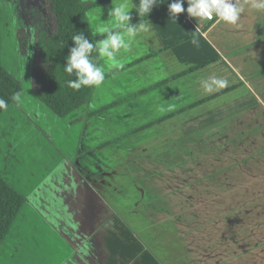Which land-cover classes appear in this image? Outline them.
<instances>
[{"label":"crops","instance_id":"crops-1","mask_svg":"<svg viewBox=\"0 0 264 264\" xmlns=\"http://www.w3.org/2000/svg\"><path fill=\"white\" fill-rule=\"evenodd\" d=\"M113 2L118 0H107L88 10L100 7V22L108 23ZM171 2L173 0H158V6H154L149 14L154 15L144 17V22L149 20L151 23L150 32L133 39L129 50H121L115 58L116 63L137 60L136 79L145 83L154 75L155 68L161 73L158 102L166 110L161 112V124L156 125H161L158 132L151 129L136 141L125 139L126 145L121 149H115L113 143L86 147L83 136L86 128L96 127L97 131L107 128L103 124L104 116L115 112L104 109L86 117V109L89 113L103 106L101 101H94L95 96L76 111L59 117L32 92L22 90L21 102L13 100L3 110L4 113L15 108L25 111L32 126L40 128L41 138L46 142L50 140L60 150L59 156L48 162L46 177L30 187L26 195L15 187L25 197L23 205L30 207L32 219L45 222L49 229L45 234L38 229L35 236L46 238L45 244L36 248L40 247L38 252L50 256L48 264H228L231 260L249 264L246 255H237L243 252L236 251L239 247L234 246L233 241L238 239L237 235L241 239L248 235L240 226L246 222L249 206L264 204V195L258 203L255 200L237 202L242 206L237 210L242 212L237 216L243 217L242 223L237 219L231 223L235 217L230 216L229 202L233 190H245L242 186L238 187L240 189L233 186L244 182L243 175L247 176V181L257 184L254 189L262 188L256 177L264 176V144L261 142L264 134L258 128L255 119L258 114L253 113L252 107L259 106L262 110L259 114L264 117V100L244 78L245 72L251 75L264 71V67L257 70L250 62L264 61V14L246 6L239 27L217 23L216 19L198 20L196 25L186 12L188 3L184 0L185 27L181 29L167 20L166 11ZM129 3L138 4L139 0H129ZM130 15L131 23H139L142 19L136 9H132ZM91 28L94 32V26ZM194 31L200 34L199 46L191 43ZM143 45H147V51H142ZM143 57L146 58L141 65L140 58ZM105 64L103 60L101 65ZM129 66L125 70L126 76L135 72L134 64ZM209 76L225 78L229 86L206 94L200 81ZM169 106H172L171 110H167ZM125 109L128 110L129 105ZM73 122L82 129L76 150L55 144L54 138L60 141L70 137L67 127ZM54 126L57 128L55 133ZM209 126L217 128L215 133H219L214 139L204 137L198 131ZM170 141L182 146L183 151L174 145L180 152L171 154V146L166 147ZM152 146L156 147L150 151ZM113 156L121 160L115 162ZM185 156L201 171H193V167H173L172 171L183 173L191 183L203 181L211 192L222 191L225 197L221 198L220 204L227 211L221 214L208 212V206L220 202L214 197L200 199L206 202L203 205L206 212L201 213L194 207L188 211L177 210L180 199L161 196V188L163 191L166 188V184L161 183L166 171L161 163L167 159L180 162ZM11 177L15 179L14 171H11ZM12 184L15 186V182ZM210 185L212 188H207ZM190 197L198 198V195ZM188 201L192 204V199ZM20 211L15 220L22 219ZM202 222L207 224L197 228ZM219 224L221 228L216 227ZM18 235L20 233H16V237ZM256 240L255 245L262 251L264 235ZM218 248L223 250L222 253L214 254ZM231 249L233 253H230ZM17 250L15 246H0V264ZM236 255L239 259L228 260ZM257 257L251 259L252 264L261 262Z\"/></svg>","mask_w":264,"mask_h":264},{"label":"rangeland","instance_id":"rangeland-1","mask_svg":"<svg viewBox=\"0 0 264 264\" xmlns=\"http://www.w3.org/2000/svg\"><path fill=\"white\" fill-rule=\"evenodd\" d=\"M166 12L167 20H169V12ZM41 20L51 23L52 15L50 12V0H1V62L3 66L21 82L22 87L24 88L23 90L26 91L25 93L28 91L31 93L33 76L36 73V69L43 68L38 52L34 47L36 28ZM193 21L196 25L199 23L198 19L193 18ZM171 22L174 21L171 20ZM174 23L181 29L185 27L184 16L182 13L178 15L177 20ZM137 38L138 37L135 39ZM142 51H147V45H143ZM145 58L146 57L140 58V62H142ZM103 60L105 59L100 58L99 65L102 64ZM136 61L137 60L128 63H116L117 66L112 68L108 67L109 61H106L104 66L105 79L100 86L93 87V94H91V98L92 96H95V102H102L103 106L100 105V108L108 106L105 108V111H107V109H113L115 112L112 113V115H110L109 112L106 116H104L106 117V120L103 124H106L107 128H104L101 131H97L96 127L86 128L83 135L85 136L84 143L86 144V147L94 146L96 148L97 144L106 146L113 143L112 145L115 149L117 147L121 149V147L126 145L125 139L127 142L136 141L139 137L147 135L148 132H150L148 130L154 129L156 132L161 130V125L156 126L161 124V122H159L161 121V112L158 109L161 106H164L161 102H158L161 92V81L158 80L161 79V73H158V69L155 68L152 71L154 75L151 76L150 79L148 78L146 83L145 81L136 79ZM250 62L251 64L257 66V70L264 67V61L255 63L254 60H250ZM133 64L134 67L132 68H135L133 69L135 72L131 74L127 73L128 76H126L125 70L127 66L130 67L129 65L132 66ZM142 64L143 62L141 65ZM245 74L247 75H245L244 79L264 100V71L250 73L251 75L245 72ZM127 81H129L128 84ZM234 81L235 80H230V82ZM119 86H123V88H119ZM159 88L160 90H158ZM115 89H117L118 92H115ZM146 100H149L150 102L147 103ZM127 105H129L128 110L125 109ZM95 107H97V105H95ZM252 108L253 113L258 114L255 118L258 122V128L264 134V117L259 114L262 110L259 106L255 105H253ZM4 111L2 113H4ZM86 112V117H89L88 109H86ZM150 125L153 126L150 127ZM36 128L32 126V123L25 111L22 112L16 108L14 110L8 109L6 110V113L2 114V116L0 115V172L7 177L5 180L8 182H15V186L11 182L10 184L16 188L18 187L17 189L21 190L25 195L30 187L40 181L43 176L46 177L48 162L50 160L52 161V159L54 160L56 155L59 156L60 152L58 147H56L50 140H48L49 142H46L43 138H41V130L40 128ZM215 129L217 128L209 126L199 128L198 131L204 137L214 139L216 135L219 134L215 133ZM52 130L55 133L57 128L54 126ZM67 130L69 131L67 132L70 137L68 139L64 138L60 141H56L57 139L54 138L55 144H60V146L66 145L67 147L76 150L77 142L79 140L78 137L81 136L82 129L80 126L78 127L76 122H73L72 125L69 124ZM138 132H142L141 135L134 138V135L138 134ZM261 142L264 144V139L261 140ZM152 144L153 143L151 142L150 145ZM174 145L178 149L181 148L180 151H183L182 146L180 147L178 146V143L170 141L166 147L171 146L169 148L171 149V154L180 152L174 149ZM160 146L161 148L163 147L162 144ZM155 147L156 146H152L150 151H152ZM183 159L184 160L180 162L167 159L164 163H161L163 169L166 170L164 174L165 176L161 177V183L166 184L165 191L161 188V196L180 199V207H177V210L182 209L188 211L191 207H194L195 209L201 210L199 211L201 213L206 212L204 208L205 206H203L206 202L200 199L205 200L210 199L209 197H214V200H218L220 202L213 204L212 207L208 206V212L211 211L214 214H221V212L223 213V211H227L226 209L223 210V207L220 204L221 198L224 196L222 191L211 189V192L205 188L206 186L203 181H192L191 183L189 182V179L186 178V175H183V173H174L172 171L173 167H193V171H201L198 165L193 164V160L186 156ZM112 160L118 162L121 158L113 156ZM191 163L193 166H191ZM11 171H14L16 176L15 179L11 177ZM48 176H50V174H48ZM243 178V183L241 182L233 186L234 189H240L243 187L245 190H233L230 194L232 195L229 202L230 214H232L230 216L235 217L234 219H231V223H233V220L235 219H237V222L238 220L243 219V217H237L242 214V212H237L239 208L242 209V206L237 205L240 201H248L247 203H249L251 200H255L256 203H258V200H260L262 195H264V176L260 177V175H258V177H256V180L260 179L262 185V188L260 189H254V186L257 184L255 182L247 181L246 175H243ZM191 186L193 189H191ZM210 187L212 188L211 185L207 188ZM195 189L196 191H192ZM213 189L216 188L213 187ZM194 194L195 196L198 195V198L190 197V195L194 196ZM253 194L256 197L252 199L251 196ZM191 199L192 204L188 201H191ZM87 201H89V198ZM187 203L189 205H187ZM249 207L250 212L246 218V222L244 223V226H240V229H246L248 235L242 239L237 235L236 238L238 239H234L233 241L235 242L234 246L239 247L236 251L244 253H238L237 255H246V263L252 264L251 259H258L257 256H259L261 262L258 264H264V247L262 248V251H260L259 247L255 245L257 242L256 238L264 235V221H260L259 219H264L263 215L260 216V214H264L262 213V211H264V204L260 207ZM29 208V206L27 207V205H23L20 211L21 214H19L22 219L17 218L18 220L14 221L10 231L0 243V246H15L18 249L15 255L10 254L8 256L10 258L1 264H48L50 256L45 252H38L37 250L40 247L36 248L37 245H44L46 238L42 237L39 239L35 236L38 234V229H40L43 234L48 232L49 229L45 222L35 221L32 219ZM254 215L256 216L253 217ZM240 223H242V220ZM206 224L207 222L199 223L197 228H204V225ZM220 224L216 225V227L221 228L222 225ZM16 233H20V235L16 237ZM238 242L240 243L238 244ZM222 251L223 250L221 248H218L215 250L214 254H221ZM230 253H233L232 249L230 250ZM237 255L232 257L230 256L228 260L233 257H238ZM233 263L239 264L236 261H228V264Z\"/></svg>","mask_w":264,"mask_h":264},{"label":"clouds","instance_id":"clouds-1","mask_svg":"<svg viewBox=\"0 0 264 264\" xmlns=\"http://www.w3.org/2000/svg\"><path fill=\"white\" fill-rule=\"evenodd\" d=\"M85 3L88 0H84ZM95 3V0H94ZM186 12L189 17L198 20L212 19L215 17L217 23L239 27V21L245 11V7H250L258 13L264 14V0H187ZM184 0H173L168 4L170 19L176 22L179 14L185 12ZM154 6H158V0H139L138 4H130L129 0H118L109 10L108 23L100 22L102 9L96 7L85 11L87 24L94 26L93 35L100 34L103 39L96 40L95 43L85 38L83 32L76 33L71 37L74 46L70 48L69 55L65 58L66 65L63 67L64 73L74 76L75 79L67 81V86L75 90L81 87L100 86L105 79V68L95 62L93 52L98 57L110 61L109 68L116 65V57L121 50L128 51L131 41L142 33L151 30V23L144 22L143 17L151 13ZM136 9L142 18L139 23H131L130 11ZM199 33L194 31L191 39L193 45L199 46ZM200 86L203 92L211 94L229 86V81L219 76H209L201 79ZM13 100L21 102V94L16 93ZM7 102L0 99V109H7ZM169 106L167 110H171ZM160 112L166 109L161 106Z\"/></svg>","mask_w":264,"mask_h":264},{"label":"trees","instance_id":"trees-1","mask_svg":"<svg viewBox=\"0 0 264 264\" xmlns=\"http://www.w3.org/2000/svg\"><path fill=\"white\" fill-rule=\"evenodd\" d=\"M104 1L106 0L85 3L84 0H50L51 23L41 20L36 28L34 47L43 68L36 69L31 92L59 117L69 115L91 99L93 87H81L79 90H75L67 86V81L75 79V77L64 73L63 67L66 65L65 58L69 55L70 48L74 46L71 40L73 35L83 32L85 38L93 43L103 39L102 35L92 34L93 30L91 25L87 24V17L84 13L92 6ZM93 57L99 64L100 57L95 51ZM22 90L21 82L1 62L0 40V99L5 100L9 105L13 101V96L16 93H21ZM107 107L91 111L88 114L89 116L93 115ZM3 110L0 109V114ZM24 202L25 197L0 175V243L11 229Z\"/></svg>","mask_w":264,"mask_h":264},{"label":"built area","instance_id":"built-area-1","mask_svg":"<svg viewBox=\"0 0 264 264\" xmlns=\"http://www.w3.org/2000/svg\"><path fill=\"white\" fill-rule=\"evenodd\" d=\"M215 19V17H213L212 19H210L209 21H213ZM208 20V19H207Z\"/></svg>","mask_w":264,"mask_h":264}]
</instances>
